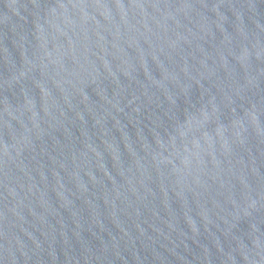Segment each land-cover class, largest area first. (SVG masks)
Masks as SVG:
<instances>
[{"label": "water", "instance_id": "95a60500", "mask_svg": "<svg viewBox=\"0 0 264 264\" xmlns=\"http://www.w3.org/2000/svg\"><path fill=\"white\" fill-rule=\"evenodd\" d=\"M0 264H264V0H0Z\"/></svg>", "mask_w": 264, "mask_h": 264}]
</instances>
